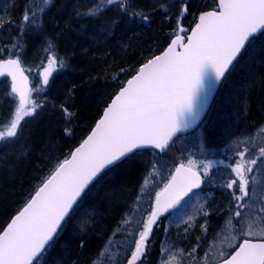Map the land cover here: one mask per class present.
Masks as SVG:
<instances>
[{"label":"trees","instance_id":"trees-1","mask_svg":"<svg viewBox=\"0 0 264 264\" xmlns=\"http://www.w3.org/2000/svg\"><path fill=\"white\" fill-rule=\"evenodd\" d=\"M96 3L98 0H51L41 11L42 0H0V60L16 58L12 55L17 51L12 47L15 38L22 41L19 58L25 68L39 65L48 67L49 57L55 56L57 59V64L51 70L54 76L48 88L39 97L34 91L32 93L33 98H38L44 106L38 108L34 116L24 118L17 137L0 141V231L12 215L30 200L57 163L68 157L70 151L87 135L124 81L137 72L141 64L161 53L177 34L180 5L186 4L187 12L179 24L188 31L200 13L215 9L216 0H124L126 10L114 4L107 6L99 16L85 14ZM27 9L36 11L39 29H30L21 34L18 25ZM143 16L148 19H143ZM48 42L53 47L45 51ZM61 58L63 67L59 66ZM228 81L231 82L230 87ZM45 92L47 98L42 96ZM8 93L7 80L1 81L0 127L8 123L18 106L17 99L14 103L12 95ZM221 96L230 102L231 108L228 109L231 112L233 109L238 112L241 134L258 138L264 145V131H261L264 128V32L252 39L233 66L212 108L219 103ZM64 109L71 113L70 118H66ZM66 128L71 130V135L65 134ZM196 133L177 138L170 147L174 150L173 156L171 149L165 155L137 152L105 173L83 196L57 239L44 254L47 262L44 263L41 258L39 264H90L93 261L124 264L120 263L118 254L114 252V246L124 242V233L119 229L123 228L121 226L125 225L127 217L137 208L146 209L140 216L141 221L145 220L156 193L155 188H149L148 183L139 179L145 173L140 172L141 163L136 157L145 155L149 161L152 170L146 177L148 180L158 169L156 166L166 165L163 163L168 156L173 162L183 160L180 158L182 154L185 155V149H178L177 145L180 142L187 148ZM257 150L251 147L248 155L253 158L259 156ZM232 157L227 159L230 171L229 166H233L238 155ZM232 174L235 178V174ZM259 174L257 172L255 176ZM167 179L166 176L162 183L165 184ZM147 189L151 190L148 192ZM144 197H147L145 201ZM81 210L87 213L85 218L88 223L83 228L78 226L82 229L77 230L72 217ZM227 214L229 211L226 210L220 216L214 214L208 218L210 227L207 239L195 252V241L190 239L188 251L192 255L186 258L185 264H202L201 258L209 252L207 247H215L223 239L230 220L225 219ZM258 220L257 225L264 224V217ZM220 226H224V229L219 230ZM132 228L136 230V226ZM108 231L111 232L107 243L101 245L99 240ZM159 237L158 234L157 241ZM157 243L154 244V252L147 254L144 264L157 263ZM102 251L105 254L100 256Z\"/></svg>","mask_w":264,"mask_h":264},{"label":"snow or ice","instance_id":"snow-or-ice-1","mask_svg":"<svg viewBox=\"0 0 264 264\" xmlns=\"http://www.w3.org/2000/svg\"><path fill=\"white\" fill-rule=\"evenodd\" d=\"M50 2L42 0L40 10L43 11ZM114 4L126 10L124 0H98L85 14L99 16L107 6ZM186 12L187 6L182 3L177 18V34L167 50L148 60L127 81V86L121 88L91 134L70 153V157L57 163L42 186L0 231V264H39L38 258L53 241L78 198L105 168L140 150L151 148L163 153L177 133L195 127L206 112L216 85L241 55L246 43L256 33L264 32V0H219L218 9L201 14L191 34L184 37L179 33L187 30L179 24V20ZM143 19L148 17L143 16ZM18 27L21 34L30 29L38 30L36 11L27 9ZM12 47L17 50L12 53L16 58L0 60V77H11L8 95H12L14 103L18 97V106L8 123L0 127V141L17 137L24 118L34 116L37 109L44 106L32 95L35 91L39 97L42 86L38 84L34 89L30 88L29 78L24 75L19 58L22 41L15 38ZM52 47V43L48 42L44 50ZM56 64L55 56L48 58V67L39 74L42 85H48L52 67ZM59 66H64L62 58ZM64 112L66 118L71 117L67 109ZM65 134L71 135V130L66 128ZM242 143L247 144L248 139ZM258 152L259 156L255 158L248 155L247 148L237 152L240 158L231 166L235 178L229 179L225 187L233 189L235 186L233 198L237 204L234 216L237 218L242 216L245 207H249V202L244 201L249 196V174L253 173V166L258 160L264 163L261 159L264 158V147H259ZM198 167H201L203 177L210 176L211 161L198 166L196 161L189 159L187 164L181 163L176 167L175 174L164 188L155 193V206L146 221L142 222L138 239L132 241L133 247L125 264H144L149 248L148 238L159 216L204 183L200 172L194 170ZM147 182L146 179L144 183ZM251 207L254 209L256 205ZM259 211L264 213V207ZM257 219L255 215L249 217L246 227L241 221L237 235L252 237L258 232L264 237V224L253 227ZM237 235L225 237L234 254L226 256L225 251L219 250L210 260L209 252H206L201 261L205 264H215L216 261L219 264H264V242L253 243L242 239L237 245L233 243ZM104 254L102 251L99 255ZM175 259V256H169L160 264H172Z\"/></svg>","mask_w":264,"mask_h":264},{"label":"rangeland","instance_id":"rangeland-1","mask_svg":"<svg viewBox=\"0 0 264 264\" xmlns=\"http://www.w3.org/2000/svg\"><path fill=\"white\" fill-rule=\"evenodd\" d=\"M45 67L47 66L39 65L35 68L30 66L25 68L27 74L31 76L34 88L38 84L40 85L39 74L44 70ZM53 76L54 75H52V77ZM230 83V81L227 82L229 87ZM227 90L228 89H226V93ZM230 106V102L227 101L224 96H221L219 103L210 110V114L202 123L203 125L194 135V138H192L187 144V148L183 147L184 144H180V142L177 145L178 149H185V155L181 153L182 156L180 159H183L182 161H184L186 164L189 159L196 161L198 166H202L203 163L211 161L212 169L210 171V176L205 177V188L199 192L193 193L189 198L182 201L180 205L175 210H173L171 214H169L168 217L164 219L160 217L158 218L157 224L154 225L153 232L148 238L149 248L147 253L149 255V252H154V244L159 242L157 243L156 248V250H158V259L156 264H160L162 259H167L169 256L176 257V259L172 261V264H185L187 261L186 258L189 256L188 248L191 241L190 239L195 241L193 247L195 250H198L202 246L204 239H207L206 236L209 233L208 229L210 225H208V218L212 216V214L220 216L224 211L227 210L229 211V214L226 215L225 219L230 218L232 222L229 223L230 220H228L224 234L222 235L223 239L218 241L219 243L216 242L217 244L215 247L213 245L211 246V252L209 251L210 246L207 245L210 260L217 254L219 250L225 251L227 256V254L230 252L228 250L229 240L225 239V237L230 238L232 235H237V230L240 227L241 221H244V226L246 227L247 219L249 217H253V215L260 219L264 217V213L259 211L261 207H264V163H262L261 160H258L257 164L253 168V173H251L249 176V178H251V180L249 179L248 186L249 196L244 198V201L249 202V207H245L242 210V216L239 218L234 216V206L237 204V201L233 198L235 186L233 189H228L225 187L229 179L234 177L232 176V171H230L228 168L229 163L227 159H233L232 156L237 154V152L240 151V148L241 151H244L245 148L251 149V147H253L256 151L258 146L264 147L262 140L259 141L258 138L247 137L241 134L243 132L239 129L240 123L238 112H236L235 109H233L231 112V110L228 109L231 108ZM246 138L248 139V143H242V141H244ZM178 149L176 150L178 151ZM170 153L172 154L171 156L175 155L173 148L171 149ZM254 153L255 152H252V154ZM257 153L259 152H256V154ZM136 158L141 164L149 162L145 158V155L137 156ZM239 158L240 157L238 156V159ZM152 162L155 163V160H152ZM177 162H173L168 156L167 160H165L163 163L166 165L156 166L155 168L158 169H156V172H154V174L150 176L149 180H147V183L149 184L148 187L152 189L155 188L156 192L159 191L164 185L162 180L166 176L169 177L170 173L172 172L171 170ZM224 165H227V168H221ZM232 165L234 166V162ZM229 167L231 168V166ZM195 170L203 174L201 167H198ZM257 172L260 173L259 176H255ZM147 190L149 192L151 189ZM146 198L144 197V201ZM244 201H241L240 203H244ZM252 204L256 205L254 209L251 207ZM151 209L148 211L147 215L150 213ZM145 210L146 209L144 208H137L135 213L127 217V222L125 221V225L121 226L123 228L119 229L124 233L122 239L124 242L117 243L114 246V252L118 254L117 258L120 260V263L123 262L125 264V261L128 258L127 255L129 254L128 251L130 252L133 247L132 241L138 239V232L142 230V222L146 221L147 219L146 218L145 220L141 221L140 217ZM205 213H207V215H205ZM86 216H88L87 213H84L81 210L72 217L73 224L75 227H77V230L82 229L88 223V220L85 218ZM257 221L259 220L257 219ZM258 225L256 223L253 225V227L257 228ZM78 226L82 228L79 229ZM132 226H136V230L132 228ZM222 229H224V226L219 227V230ZM158 234L160 237L157 241L156 238ZM261 237L262 236H260L257 232V234L254 236L248 238L260 239ZM242 238L237 235V239L233 241V243L237 244L238 240ZM209 242L211 244L212 239L209 240ZM42 261L44 263L47 262V257L45 255L43 256ZM203 263L205 262H202V264Z\"/></svg>","mask_w":264,"mask_h":264},{"label":"water","instance_id":"water-1","mask_svg":"<svg viewBox=\"0 0 264 264\" xmlns=\"http://www.w3.org/2000/svg\"><path fill=\"white\" fill-rule=\"evenodd\" d=\"M216 5H217V9H218V5H219V0H217V3H216ZM207 11H212V10H207ZM206 12V11H205ZM201 14H203V13H201ZM200 14V15H201ZM199 15V16H200ZM199 16L197 17V19H196V21H195V23L196 22H198V18H199ZM195 27V25L191 28V29H193ZM191 29L189 30V32L187 33V34H185L184 35V37H186V36H188V35H190L191 34ZM263 32H258V33H256L255 34V36L254 37H257V36H259L260 34H262ZM182 36V35H181ZM176 36H174L173 37V39L175 38ZM253 37V38H254ZM252 40V38H250V41ZM185 43H186V39H185ZM249 43V42H248ZM248 43H246V46L248 45ZM171 44V41L168 43V45L166 46V48L161 52V53H159V54H157V55H155V56H158V55H162L163 54V52L164 51H166L167 50V48L169 47V45ZM246 46H245V48H246ZM177 51H182V49H177ZM244 51V50H243ZM242 51V52H243ZM154 56V57H155ZM241 56V55H240ZM240 56H238V58L237 59H239V57ZM154 57H152V58H154ZM151 58V59H152ZM7 59H9V58H6L5 60H7ZM235 62V61H234ZM233 62V63H234ZM146 63V62H145ZM145 63H143V64H145ZM143 64H141L140 65V67L138 68V70H137V73L139 72V69L143 66ZM22 66V65H21ZM23 67V66H22ZM230 68H231V66H230ZM230 68H229V70L225 73V75L230 71ZM42 73V72H41ZM137 73H135L134 75H132L129 79H127L124 83V85H123V87H126L127 86V81L128 80H130V79H132ZM24 75H26L27 76V74L25 73V70H24ZM225 77V76H224ZM223 77V78H224ZM8 79V81H9V88H10V82H11V77H8V76H3V77H0V81L1 80H3V79ZM28 78H29V87L30 88H32L31 87V78L28 76ZM40 78H41V86H43L44 88H46L47 87V85L46 86H44V85H42V76H40ZM221 79V81L216 85V87H215V90L213 91V93H212V95H211V99H210V101H209V105H208V108H207V110H206V112L204 113V115L201 117V119H200V121H199V123L195 126V127H190L186 132H182V133H177L174 137H173V139H172V141H170V143H169V146H170V144L177 138V136H183V135H188V133H190V132H193L194 130H196L198 127H199V124H200V122L204 119V117L206 116V114H207V112H208V110H209V108H210V105L212 104V100H213V98L215 97V95L217 94V92H218V88L220 87V85H221V83H222V81L224 80V79ZM49 82H50V77H49ZM49 84V83H48ZM122 88V87H121ZM121 88L119 89V91L121 90ZM119 91L116 93V94H114V96L111 98V100L108 102V104L106 105V107L104 108V110L102 111V113H101V115L98 117V120L94 123V125L91 127V130L87 133V135L81 140V142L76 146V147H78L82 142H83V140L84 139H86L87 138V136L88 135H90L91 134V131L93 130V128L95 127V125H96V123L102 118V116H103V113H104V111L106 110V108L108 107V106H110V104H111V102H112V100L115 98V96L119 93ZM16 99H18V97H16ZM168 146V147H169ZM75 147V148H76ZM75 148L71 151V152H73L74 150H75ZM144 150H153V151H157L158 153H160V154H164V153H166L167 152V150H168V148L163 152V153H161V152H159L158 150H154V149H151V148H148V149H144ZM144 150H140V151H144ZM70 152V153H71ZM130 156H132V155H130ZM130 156H128V157H130ZM68 157H70V155L68 156ZM128 157H126V158H128ZM126 158H122L121 160H119V161H117V162H115L114 164H112V165H109L107 168H105L104 170H103V172L92 182V183H90L88 186H87V188L85 189V191H84V193H82L81 194V197L80 198H78V200H77V203L79 202V200L82 198V196L85 194V192L90 188V186H92V184L93 183H95L96 181H98V179L103 175V173H105V172H107L108 170H110L112 167H114V166H116V165H118V164H120V163H122V161L123 160H125ZM182 162H180V163H178V165L176 166V167H178L180 164H181ZM175 167V168H176ZM174 172L171 174V176L173 175V174H175V169L173 170ZM171 176L169 177V179H168V181L171 179ZM167 181V182H168ZM42 186V185H41ZM202 186H203V183L201 184V186H200V188H198V189H193L192 191H198V190H200L201 188H202ZM40 187V186H39ZM38 187V188H39ZM164 188V187H163ZM162 188V189H163ZM161 189V190H162ZM38 190V189H37ZM160 190V191H161ZM192 193V192H191ZM191 193H189V195L191 194ZM34 194H35V192H34ZM33 194V195H34ZM187 196H185L184 198H186ZM183 198V199H184ZM182 200V199H181ZM77 203L73 206V208L77 205ZM153 205L155 206V199H154V202H153ZM153 206V207H154ZM176 206V205H175ZM174 206V207H175ZM24 207V206H23ZM173 207V208H174ZM173 208H171V209H169L167 212H165V213H163L162 215H167V214H169V212L173 209ZM22 209V208H21ZM20 209V210H21ZM74 210V209H73ZM72 210V211H73ZM72 211H70V213H69V215L71 214V212ZM17 214V213H16ZM16 214H14L13 216H12V218L16 215ZM68 215V216H69ZM68 216L67 217H65V221L64 222H62V225L67 221V218H68ZM11 218V219H12ZM11 219L7 222V224L11 221ZM6 224V225H7ZM6 225H5V227H6ZM4 227V228H5ZM62 227V226H61ZM3 228V229H4ZM2 229V230H3ZM58 231H59V229H58ZM58 231H57V234H58ZM57 236V235H56ZM55 236V237H56ZM54 237V238H55ZM53 238V239H54ZM250 240V239H249ZM251 242H253V243H261V242H264V240H250ZM50 242H52V241H50ZM50 242H49V244H50ZM48 246V245H47ZM47 246L45 247V249L47 248ZM231 254H234V251L231 253ZM41 256V255H40ZM216 264H219V262H217Z\"/></svg>","mask_w":264,"mask_h":264},{"label":"bare ground","instance_id":"bare-ground-1","mask_svg":"<svg viewBox=\"0 0 264 264\" xmlns=\"http://www.w3.org/2000/svg\"><path fill=\"white\" fill-rule=\"evenodd\" d=\"M117 22V21H116ZM31 55L30 56H32V53H30ZM13 58V57H12ZM31 59V61H32V58H30ZM147 62V61H146ZM145 63V62H144ZM45 89H47V88H43V90H45ZM42 96H44L45 98H47L46 96H47V94H46V92L45 93H43L42 94ZM93 126V125H92ZM91 126V127H92ZM90 127V128H91ZM139 166H140V172H143V173H145V174H142L141 176H140V178L139 179H141V180H146V177L147 176H149L150 174H151V170H152V167H151V165L149 164V162H147V163H145V164H139ZM149 180V179H148ZM213 216H214V214H212ZM111 231H108L107 233H105L104 235H103V237L99 240L100 241V243H101V245L102 244H106L107 243V237H108V235H109V233H110ZM102 247L100 246L99 247V249H101ZM49 264H52V263H49ZM90 264H92V263H90ZM97 264H102V263H100V262H97Z\"/></svg>","mask_w":264,"mask_h":264}]
</instances>
